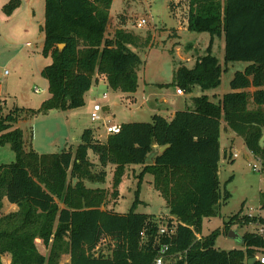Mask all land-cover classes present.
I'll return each mask as SVG.
<instances>
[{
	"label": "trees",
	"instance_id": "obj_1",
	"mask_svg": "<svg viewBox=\"0 0 264 264\" xmlns=\"http://www.w3.org/2000/svg\"><path fill=\"white\" fill-rule=\"evenodd\" d=\"M111 3L44 0L42 54L52 63L41 76L49 98L37 111L13 108L7 114H2L0 100V148L8 145L14 153V162L0 165V264L2 258L9 264H60L64 255L68 264H153L159 252L155 217L133 208L124 214L102 210L107 192L85 185L105 183L108 165L114 166V199L127 166H141V177L152 176L154 189L168 207L165 226L176 224L171 238L160 237L169 244L167 256L176 258L173 264H248L264 256V237L253 233L242 235L241 248L229 251L214 249L218 230L196 238L202 220L215 217L230 198L226 184L221 190L218 180L222 121L243 140L264 174V0L169 1L173 17L183 5L189 32L210 36L205 55L193 69L177 67L172 82L176 89L191 93L195 87L202 92L217 88L222 69L211 53L216 38L224 40L225 65L246 64L234 73L231 91L217 103L206 95L193 98L191 109L169 120L153 115L150 123L121 124L119 133L105 142L85 129L80 144L59 153L38 154L30 144L24 149L23 132L15 127L22 114L31 118L40 112L81 108L95 78H102L112 91L136 92L141 61L130 47L147 48L151 39L122 28L107 37ZM18 6L19 0H11L5 13L10 15ZM58 45H64L61 51ZM155 147L166 149L159 153ZM95 167L100 169L95 172ZM4 199L17 212L3 215ZM262 204L261 208L264 200ZM240 213L223 224H264L260 217L237 220ZM106 238L109 254H96ZM36 239L49 248L47 257L38 252Z\"/></svg>",
	"mask_w": 264,
	"mask_h": 264
},
{
	"label": "rangeland",
	"instance_id": "obj_2",
	"mask_svg": "<svg viewBox=\"0 0 264 264\" xmlns=\"http://www.w3.org/2000/svg\"><path fill=\"white\" fill-rule=\"evenodd\" d=\"M10 1L0 0L2 114H7L13 108L39 110L41 104L49 98L47 82L41 76V72L52 63L50 56L42 54L44 0H19V6L8 15L5 13L4 7ZM169 1L112 0L107 37H112L116 29L122 28L142 39L147 36L151 39L147 48L130 47L141 61L137 69L138 86L133 94L134 97L119 98V106L111 109L115 123H150L153 114L149 108L163 98L170 100L171 103H183L180 107L184 110L187 109L185 105L191 107V97L195 96L196 92L191 94L190 99H188L190 93H186L180 98L174 97L176 86L172 85L173 78L179 65L187 70L194 68L196 60L205 55L210 36L207 33L189 32L184 20L183 5L176 11V17H173L169 10ZM173 1L178 2V0ZM140 20H144L145 24L138 29L136 24ZM27 43L28 45H26ZM211 53L218 60L222 69L219 85L215 89L204 92L198 89L201 91L200 96L207 95L210 101L217 103L223 95L231 91L229 82L234 73L243 71L246 64L242 62L224 64L223 38L214 39ZM34 89L43 92L36 94ZM94 90L98 93L97 103L101 105L110 103V100H114L116 97L112 90L104 87ZM104 93L106 100L102 101L101 97ZM133 98L135 102H132L131 105L129 102ZM157 106L162 105L158 103ZM250 107L252 106L250 105ZM89 110V102H86L84 107L78 109L49 111L45 114L40 112L29 118L26 124H21L25 132L24 149L28 148L29 137H31L34 151L38 154L59 153L65 148L66 143L68 146L72 144V147H75L77 144L73 142V136L80 137L84 129L96 126L89 120ZM25 114H22L19 117L22 119L18 121L26 119ZM65 119L67 124L63 127ZM220 137L221 159L218 180L221 190L226 184L225 189L230 194V198L225 204L220 205L215 217L202 220L201 232L196 238L207 237L218 230L220 234L216 239L214 249L229 251L240 249L239 239L245 233H254L255 227L253 224L241 225L238 222L226 227L224 222H227L240 210L241 213L237 220L245 216L250 217L249 215L264 219V207L261 208L264 200L262 197L264 195V174L260 162L257 163V159L247 151L243 140L228 130L223 121L220 126ZM224 150L225 154H223ZM90 159L92 162H96L91 153ZM12 162H14V153L10 147L8 145L1 147L0 165H9ZM257 164L260 171L254 172L252 166ZM99 169L100 167H95L94 171ZM105 171V183L85 182L87 187L101 188L107 192L105 204L101 206L102 210L124 214L133 208L135 213L155 217L158 227H165L169 219L168 207L154 189L151 175L146 174L141 177L140 166H127L117 186L118 197L114 199L110 196L114 166L108 165ZM136 199H138L137 203H135ZM3 201L1 210L3 215L17 212V207L12 210L6 201L4 207ZM229 232H233L237 238H229ZM35 244L38 252L47 257L49 248H44L38 239L35 240ZM97 253L109 254L107 238L99 244ZM68 262L67 255L61 257L60 264H68ZM2 263L9 264V260L2 258Z\"/></svg>",
	"mask_w": 264,
	"mask_h": 264
},
{
	"label": "crops",
	"instance_id": "obj_3",
	"mask_svg": "<svg viewBox=\"0 0 264 264\" xmlns=\"http://www.w3.org/2000/svg\"><path fill=\"white\" fill-rule=\"evenodd\" d=\"M26 45H28V43L26 44ZM244 70V69H243ZM242 72V71H241ZM99 87H104V88H107V89H109L107 86H106V84H105V82H104V80L102 79V78H95V81L92 83V86H91V88H90V90L87 92V93H85V95H84V105H83V107L85 106V104H86V102H89V106H90V110H89V112H88V114H90V111H91V108H92V105L93 104H95V103H97L98 101V93H96L95 92V88L96 89H98ZM176 90L177 89H175V96L174 97H177V98H180V97H183L184 96V94H186V93H184L183 92V94L182 95H177L176 94ZM252 91V90H251ZM112 92H114V94H115V99L114 100H110V103H105V105H102V112H101V115H102V118L103 119H109L110 121H111V123L112 124H116V125H118V126H120L121 124H123V123H115V121H114V114L111 112V109H115V108H117L118 106H119V104H118V99L119 98H121V97H123V96H127V97H134L133 96V94L134 93H132V94H124V93H120V92H118V91H112ZM194 92H196L195 93V96H192L191 97V99H193V98H196V97H199L200 96V93H201V91L197 88V87H195V88H193L192 89V91H191V93H190V95H189V97H188V99H190V96H191V94L192 93H194ZM201 95H203V94H201ZM207 96V95H206ZM208 97V96H207ZM131 99V98H130ZM0 100L2 101V99L0 98ZM102 100V99H101ZM106 100V99H105ZM105 100H102V101H105ZM210 100V99H209ZM132 102H135V99L133 98L132 100H131V102H129V103H131V105L133 104ZM143 103H146V102H144L143 101ZM160 104V105H162V106H160V107H158L157 106V104ZM158 103L157 102H155V105L154 104H152L151 105V107L149 108V111L151 112V114H153V115H159V116H161V117H164V118H166V119H171L172 117H173V115L176 113V112H178V111H184V109H182V107H180V105L181 104H183V103H179V102H174V103H171V101L170 100H168V99H165V98H163V99H161L160 101H158ZM108 108V109H105V108ZM185 107L187 108V109H191V107H192V102H191V107L190 106H186L185 105ZM134 111H136L135 109H133ZM69 111V110H68ZM152 115V116H153ZM151 116V117H152ZM23 117V116H22ZM22 119V118H21ZM21 119H19V120H21ZM28 120H29V118L27 119H23L22 121H18V124H15V127H17V128H19V129H21L22 130V132H23V140H24V138H25V132H24V129H22V127H21V124H26V122H28ZM66 124H67V120L65 119V121L63 122V127H65L66 126ZM220 126H221V123H220ZM226 127V126H225ZM86 129H91L92 131H93V134H94V138L95 139H98V140H100L101 142H105V140L107 139V137L105 136V134H104V130H103V127H102V125L101 124H98V125H96L95 127L93 126H90V127H88V128H86ZM85 130V129H84ZM83 130V131H84ZM31 136V135H30ZM29 137V136H28ZM81 137V136H80ZM80 137H77V136H73V142H75L77 145L78 144H80ZM221 138V137H220ZM220 138H219V142H220ZM66 140V139H65ZM28 141H29V144H30V147L33 149L34 147H33V144H32V142H31V137H29V139H28ZM77 145H75V147L77 146ZM220 145V144H219ZM68 144L66 143L65 144V148L63 149V150H65V149H67L68 147H70V146H73L72 144L71 145H69L68 147ZM75 147H73V148H75ZM155 150H157V151H159V148L157 149L156 147L154 148ZM34 150V149H33ZM226 152H225V150H224V153L223 154H225ZM220 159H221V154H220ZM220 162V161H219ZM140 168L142 169V167L140 166ZM5 201H6V199H4V201H3V206L5 205ZM6 203L9 205V207H11V209L12 210H14V209H16V206L15 205H12V204H9L7 201H6ZM5 207V206H4Z\"/></svg>",
	"mask_w": 264,
	"mask_h": 264
},
{
	"label": "built area",
	"instance_id": "obj_4",
	"mask_svg": "<svg viewBox=\"0 0 264 264\" xmlns=\"http://www.w3.org/2000/svg\"><path fill=\"white\" fill-rule=\"evenodd\" d=\"M144 24H145V21L140 20L136 24V28L140 29L143 27ZM41 92H43V91L39 90V89H34V93H36V94L41 93ZM176 94L182 95L183 91H181L180 89H177ZM101 99L102 100L106 99L105 93L102 95ZM101 112H102V105L99 103L93 104L91 111H90V114H89L90 122L92 124H95V125L101 124L106 137H108L110 135L118 134L120 131V126H118L116 124H112L109 119H107V120L103 119ZM257 163H259V161ZM252 170L254 172H259L260 171L259 165L258 164L253 165ZM249 216L250 217H248V216L247 217L253 218V216H251V215H249ZM251 224H253V226L255 227V232L253 234L260 236V237H264V224L259 223V222H255V223H251ZM175 227H176V224L174 222L169 229L166 226L165 227H159L158 233H157L158 238H159L157 240V244H159L158 245L159 252H158L157 257L154 259L153 264H173L176 261V258H174V257L172 258V257L167 256V252L169 250V244L167 242H162L160 239V237L164 238V239L171 238L175 233ZM255 258H256V262L259 261L261 264H264V256H256ZM178 259H181V257H178Z\"/></svg>",
	"mask_w": 264,
	"mask_h": 264
},
{
	"label": "water",
	"instance_id": "obj_5",
	"mask_svg": "<svg viewBox=\"0 0 264 264\" xmlns=\"http://www.w3.org/2000/svg\"><path fill=\"white\" fill-rule=\"evenodd\" d=\"M63 47H64V45H58L59 51H61ZM165 149H166V147H161V148H159L158 152L162 153ZM149 163H150V161L147 160V164H149ZM228 237L231 238V239H236L237 238V236L233 232H229L228 233ZM255 262H256V258H252V259L248 260V264H254Z\"/></svg>",
	"mask_w": 264,
	"mask_h": 264
}]
</instances>
